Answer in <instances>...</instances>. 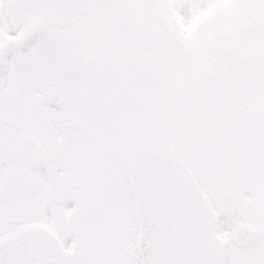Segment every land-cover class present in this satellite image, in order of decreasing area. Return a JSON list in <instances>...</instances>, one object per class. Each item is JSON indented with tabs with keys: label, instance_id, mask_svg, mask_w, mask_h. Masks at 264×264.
<instances>
[{
	"label": "snow or ice",
	"instance_id": "6c2138e0",
	"mask_svg": "<svg viewBox=\"0 0 264 264\" xmlns=\"http://www.w3.org/2000/svg\"><path fill=\"white\" fill-rule=\"evenodd\" d=\"M0 264H264V0H0Z\"/></svg>",
	"mask_w": 264,
	"mask_h": 264
}]
</instances>
